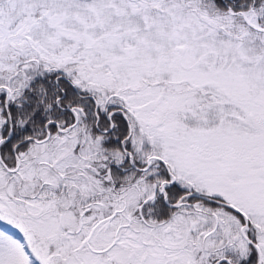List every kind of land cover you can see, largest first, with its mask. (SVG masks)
<instances>
[{
    "label": "snow or ice",
    "instance_id": "obj_1",
    "mask_svg": "<svg viewBox=\"0 0 264 264\" xmlns=\"http://www.w3.org/2000/svg\"><path fill=\"white\" fill-rule=\"evenodd\" d=\"M0 264H264V0H0Z\"/></svg>",
    "mask_w": 264,
    "mask_h": 264
}]
</instances>
